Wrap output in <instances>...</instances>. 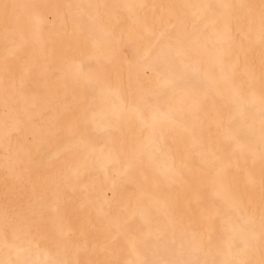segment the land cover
Masks as SVG:
<instances>
[{
	"label": "bare ground",
	"instance_id": "bare-ground-1",
	"mask_svg": "<svg viewBox=\"0 0 264 264\" xmlns=\"http://www.w3.org/2000/svg\"><path fill=\"white\" fill-rule=\"evenodd\" d=\"M0 264H264V0H0Z\"/></svg>",
	"mask_w": 264,
	"mask_h": 264
}]
</instances>
